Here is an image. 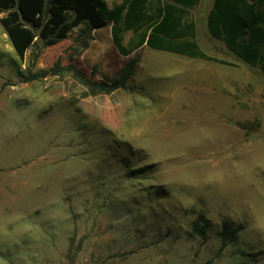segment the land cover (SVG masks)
I'll list each match as a JSON object with an SVG mask.
<instances>
[{
    "label": "rangeland",
    "instance_id": "1",
    "mask_svg": "<svg viewBox=\"0 0 264 264\" xmlns=\"http://www.w3.org/2000/svg\"><path fill=\"white\" fill-rule=\"evenodd\" d=\"M213 1L192 11L197 41L228 64L123 56L111 26L21 60L0 24V264H264V74L211 37ZM130 60L112 94L67 70L28 80L60 63L112 82Z\"/></svg>",
    "mask_w": 264,
    "mask_h": 264
},
{
    "label": "trees",
    "instance_id": "2",
    "mask_svg": "<svg viewBox=\"0 0 264 264\" xmlns=\"http://www.w3.org/2000/svg\"><path fill=\"white\" fill-rule=\"evenodd\" d=\"M200 0H121L108 6L105 0H0V24L16 55L23 60L27 52L39 43L54 46L69 38L76 28L91 34L94 30L111 26L112 38L119 53L130 56L148 47L189 58L228 64L208 55L197 42V27L192 11ZM207 30L211 37L222 42L227 50L245 64L264 74V0H214L207 16ZM131 33L127 43L126 34ZM130 60L120 76L112 82L93 81L75 67H61L30 73L28 80L58 75L63 70L89 91V95L112 94L128 89L136 70ZM248 131L259 123L241 125ZM205 237L208 225L201 217L196 229ZM225 224L221 232L222 247L233 236Z\"/></svg>",
    "mask_w": 264,
    "mask_h": 264
},
{
    "label": "crops",
    "instance_id": "3",
    "mask_svg": "<svg viewBox=\"0 0 264 264\" xmlns=\"http://www.w3.org/2000/svg\"><path fill=\"white\" fill-rule=\"evenodd\" d=\"M198 42V41H197ZM199 44V43H198ZM148 48V47H147ZM150 49V48H149ZM150 50H153V49H150ZM153 51H156V50H153ZM158 52H163V51H158ZM168 53V52H167ZM170 54H172V53H170ZM175 55H177V54H175ZM179 56H181V55H179ZM184 57H186V56H184Z\"/></svg>",
    "mask_w": 264,
    "mask_h": 264
}]
</instances>
